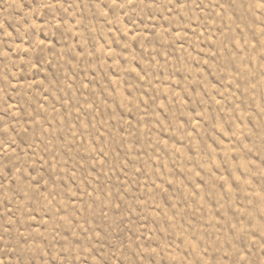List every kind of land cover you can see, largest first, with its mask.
I'll return each instance as SVG.
<instances>
[{"label": "rangeland", "instance_id": "obj_1", "mask_svg": "<svg viewBox=\"0 0 264 264\" xmlns=\"http://www.w3.org/2000/svg\"><path fill=\"white\" fill-rule=\"evenodd\" d=\"M0 264H264V0H0Z\"/></svg>", "mask_w": 264, "mask_h": 264}]
</instances>
